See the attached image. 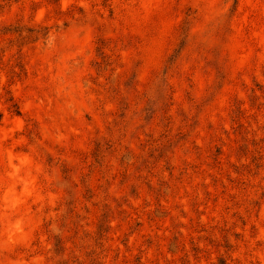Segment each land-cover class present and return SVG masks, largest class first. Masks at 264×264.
Segmentation results:
<instances>
[{
  "label": "rangeland",
  "instance_id": "obj_1",
  "mask_svg": "<svg viewBox=\"0 0 264 264\" xmlns=\"http://www.w3.org/2000/svg\"><path fill=\"white\" fill-rule=\"evenodd\" d=\"M0 264H264V0H0Z\"/></svg>",
  "mask_w": 264,
  "mask_h": 264
}]
</instances>
